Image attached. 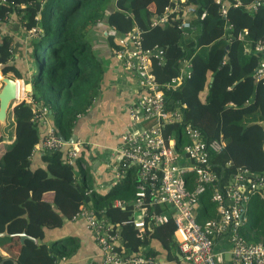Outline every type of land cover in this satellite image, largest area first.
Wrapping results in <instances>:
<instances>
[{
    "label": "trees",
    "instance_id": "obj_1",
    "mask_svg": "<svg viewBox=\"0 0 264 264\" xmlns=\"http://www.w3.org/2000/svg\"><path fill=\"white\" fill-rule=\"evenodd\" d=\"M174 1L0 0V27L9 28L11 16L17 22V30L12 27L0 32V79L13 75L27 93L11 105L6 124L0 128V233L6 228L9 234L0 238V249L6 254L4 259L0 256L2 264H58L73 256L78 249L73 238L46 242L45 231L61 228L81 207L104 211L119 226L123 250L137 252L156 241L168 258L175 257L171 218L156 226L150 223L143 232L122 224L130 216L134 176L128 174L100 194L94 188L84 149L74 165L64 161L68 146L56 152L39 149L36 154L46 128L33 121L30 100L47 109L55 134L68 142L78 118L86 114L104 85V65L89 37L96 23L104 21L112 30L106 36L112 50L118 49V39L134 26L141 32L143 48H161L162 61H154L151 67L160 85L178 77L183 61L190 62L191 77L165 97L182 107L183 121L197 128L206 142L223 140L222 150L209 154V163L222 182L236 169L264 173V133L257 124L264 122V82L253 77L262 60L253 48L256 42L264 43V0H224L227 23L215 0H183L196 11L189 18L191 28L186 34L179 30L178 21L153 25ZM254 1L261 3L255 11L234 6ZM32 28L37 29V36L26 40L30 55L28 67L22 68L16 62L22 58L23 48L15 34L25 37ZM244 31L247 34L240 41L237 36ZM228 127L240 131L224 137ZM181 128L166 126L164 135L179 134ZM35 154L39 164L34 163ZM47 194L51 201L45 199ZM117 200L125 210L114 207ZM214 216L207 193L195 219L202 224ZM240 231L246 241L264 244V207L258 196L251 198ZM22 232L36 242L26 239L21 245L16 235ZM145 254L156 256L153 251Z\"/></svg>",
    "mask_w": 264,
    "mask_h": 264
},
{
    "label": "built area",
    "instance_id": "obj_2",
    "mask_svg": "<svg viewBox=\"0 0 264 264\" xmlns=\"http://www.w3.org/2000/svg\"><path fill=\"white\" fill-rule=\"evenodd\" d=\"M180 1L175 0L173 7H166L163 14L153 20V25L178 21L179 30L186 34L191 28L189 18L195 17L196 11L192 5ZM215 2L221 18L227 23L228 4L224 0ZM234 6L255 11L261 3L254 1ZM204 15L200 14L199 19ZM246 34L245 31L240 33L237 39L244 41ZM34 36H37V29L32 28L25 38ZM253 52L262 56L253 77L264 82V43L256 42ZM161 54V48H143L137 26L120 37L118 49L113 50L123 69L135 75L140 91L137 100L128 106L131 128L120 136L119 145L110 151L109 167L114 178L122 181L130 174L136 180L134 199L129 203L130 216L122 224L143 232L148 224L156 226L171 218L176 253L190 264H223L215 250L220 241L229 245L231 264H264V244L246 241L240 231L251 198L258 196L264 207V173L236 169L222 182V176L209 163V154L219 153L223 140L206 142L197 128L183 121L182 107L168 102L165 97L167 91L176 89L183 79L191 77V64L183 61L178 77L160 85L151 67L154 61H162ZM23 88L22 85V93ZM30 102L33 121L47 126V109ZM173 124L180 125L181 132L171 131L164 135V128ZM37 146L51 152L68 146L64 161L74 165L85 144L77 139L67 144L55 134L53 127L47 126ZM207 193L215 216L200 224L195 217L201 207V198ZM114 207L125 210V205L118 200ZM79 218L92 233L103 264H163L152 254L123 250L119 226L114 225L104 211L81 207L72 220Z\"/></svg>",
    "mask_w": 264,
    "mask_h": 264
},
{
    "label": "crops",
    "instance_id": "obj_3",
    "mask_svg": "<svg viewBox=\"0 0 264 264\" xmlns=\"http://www.w3.org/2000/svg\"><path fill=\"white\" fill-rule=\"evenodd\" d=\"M15 25H17L16 18L11 16L9 28L0 27V32H7L12 27L15 31L17 30ZM90 31L89 37L93 41V49L104 65V85L86 114L78 118L72 138L85 144V160L90 166L94 188L98 193L105 194L121 182L114 178V172L109 167L112 162L110 151L119 145L120 136L131 128L128 106L137 100L140 91L135 75L123 69L120 61L113 55V50L108 46L106 36L108 33L113 34L112 30L103 21L94 24ZM15 37L21 42L23 48L22 58H19L16 63L22 68H27L30 48L26 47L27 42L20 32L15 34ZM20 89L22 90V85L19 91ZM47 126L53 127L50 117H48ZM47 126L44 127L47 128ZM239 131L238 128L228 127L224 137L235 135ZM38 151L37 146L36 154ZM34 163L39 164L38 155ZM45 199L51 201V194L45 195ZM69 237L78 244V249L73 256L61 260L58 264H103L92 233L87 230L82 219L66 221L59 229L45 231L46 242ZM215 250L223 264H231L229 245L226 241L218 242ZM139 251L141 253L153 251L156 258L163 264H190L177 253L174 254V258H168L166 251L156 241H151L148 247L139 248Z\"/></svg>",
    "mask_w": 264,
    "mask_h": 264
},
{
    "label": "water",
    "instance_id": "obj_4",
    "mask_svg": "<svg viewBox=\"0 0 264 264\" xmlns=\"http://www.w3.org/2000/svg\"><path fill=\"white\" fill-rule=\"evenodd\" d=\"M1 88H0V128H2L6 124V119H7V112L11 105L13 106L14 104L18 103V97H19V92H18V83H21L20 81L16 80L13 76H4L1 79ZM23 84V83H22ZM263 130L264 133V122L257 123ZM76 138H71L67 144H73L75 143ZM262 149L264 151V140H263V145ZM25 217V216H24ZM9 234L7 233V230L0 233V238L4 236H8ZM19 238V243L21 245L24 244V241L26 239L31 240L32 242H36V240L32 237L27 236L24 232L17 234L16 235ZM0 256L4 259L6 255L2 252L0 249ZM2 264V262H0Z\"/></svg>",
    "mask_w": 264,
    "mask_h": 264
},
{
    "label": "rangeland",
    "instance_id": "obj_5",
    "mask_svg": "<svg viewBox=\"0 0 264 264\" xmlns=\"http://www.w3.org/2000/svg\"><path fill=\"white\" fill-rule=\"evenodd\" d=\"M24 40L26 41L27 39L24 37ZM7 76H11V74H8ZM2 78V77H1ZM23 85V84H22ZM2 86V85H1ZM1 88V87H0ZM19 88H20V83H18V92H21V89H20V91H19ZM22 94H23V96H26V91H24V93H19V97H18V102L22 99ZM5 126V125H4ZM4 126L2 127V128H4Z\"/></svg>",
    "mask_w": 264,
    "mask_h": 264
}]
</instances>
